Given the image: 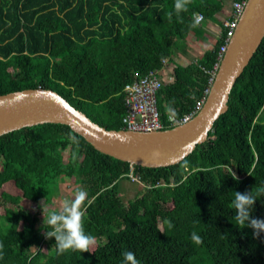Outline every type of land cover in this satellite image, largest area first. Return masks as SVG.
I'll use <instances>...</instances> for the list:
<instances>
[{"label": "trees", "instance_id": "obj_1", "mask_svg": "<svg viewBox=\"0 0 264 264\" xmlns=\"http://www.w3.org/2000/svg\"><path fill=\"white\" fill-rule=\"evenodd\" d=\"M226 1L191 0L177 14L175 0H0V95L52 90L91 121L119 130L124 86L154 71L163 84L156 94L162 130L170 129L167 114H189L210 88L223 22L241 0H230L231 10L217 21ZM197 15L203 19L192 27ZM215 22L220 35L209 49L186 66L174 61L179 41L190 33L203 37ZM166 65L172 80L161 76ZM227 106L203 144L160 168L99 153L61 124L0 136V264H124L125 251L140 264H264V233L254 238L253 229L239 225L232 205L235 191L253 189L251 217L264 219V37ZM65 180L88 192L84 230L96 238L88 252L58 253L55 238L38 225L41 202L50 210ZM123 180L141 190L124 200ZM193 232L201 244L191 240Z\"/></svg>", "mask_w": 264, "mask_h": 264}, {"label": "water", "instance_id": "obj_2", "mask_svg": "<svg viewBox=\"0 0 264 264\" xmlns=\"http://www.w3.org/2000/svg\"><path fill=\"white\" fill-rule=\"evenodd\" d=\"M264 37V0H246L232 37L215 71L203 105L187 122L170 129L107 130L48 89L0 95V136L41 124L68 126L99 153L133 166L175 165L203 144L213 123L228 108L229 93Z\"/></svg>", "mask_w": 264, "mask_h": 264}, {"label": "clouds", "instance_id": "obj_3", "mask_svg": "<svg viewBox=\"0 0 264 264\" xmlns=\"http://www.w3.org/2000/svg\"><path fill=\"white\" fill-rule=\"evenodd\" d=\"M190 3L191 0H175L176 13L186 12ZM202 19V16H197L192 27H195ZM233 175L235 176L234 173ZM256 195L253 189L244 193L235 191L234 200L232 201L235 208V220L239 225L253 229L254 238H258L261 233H264V219L251 217L253 205L257 200ZM87 199L88 192L83 188H79L75 191L72 199L65 198L61 201L59 211H48L47 215H45V209L42 207L41 202L43 227L46 229L44 234L47 238H55L58 253L63 254L69 250L88 252L89 248L95 245L96 238L91 234H87L84 230V205ZM191 240L195 244L203 242L202 237L196 232L192 233ZM2 249L3 244L0 243V250ZM122 255L124 264H140L135 253L125 251Z\"/></svg>", "mask_w": 264, "mask_h": 264}, {"label": "built area", "instance_id": "obj_4", "mask_svg": "<svg viewBox=\"0 0 264 264\" xmlns=\"http://www.w3.org/2000/svg\"><path fill=\"white\" fill-rule=\"evenodd\" d=\"M245 3L246 0L234 2L232 5V19L223 22V27L226 30L225 43L219 48V61L225 52L229 39L234 33ZM217 66L218 64L215 65V69ZM210 75H212V77L208 80L209 86L212 83L215 73L210 71ZM162 85L163 84L155 76V72L151 71L145 77H142L139 80L124 86L123 91L125 92V114L121 118L123 129L132 132H152L162 130L163 123L160 121V113L157 109L156 102V94ZM208 91L209 87L204 90L203 98L196 103L194 109L189 114H186L181 118H176L172 113H168L167 123H169L171 126H176L187 122L201 108Z\"/></svg>", "mask_w": 264, "mask_h": 264}, {"label": "rangeland", "instance_id": "obj_5", "mask_svg": "<svg viewBox=\"0 0 264 264\" xmlns=\"http://www.w3.org/2000/svg\"><path fill=\"white\" fill-rule=\"evenodd\" d=\"M211 46L212 43L210 41V38L206 39L198 36L195 37L194 35L192 36V33H190L184 40L179 41L177 49L174 48L175 51L174 56L179 54L187 55L189 56L191 62H195L197 58H199L202 55V52L205 51L206 49H209ZM192 51H194L193 54H191ZM118 187L120 189V195L124 200L132 198L133 195L136 194L134 193L136 189L141 190L140 186L131 182H127L126 180L121 181ZM79 188H82V186L74 184L72 181L65 180L63 182H59V185L57 189H55L51 198L50 210L60 209L61 201L65 198L72 199L75 191ZM21 206L28 209L34 208L32 204L30 205L29 202L26 201H21ZM48 207H49L48 204L43 206V208L45 209V215H47V212L50 211L47 210ZM42 222H43V216L41 217L38 225Z\"/></svg>", "mask_w": 264, "mask_h": 264}, {"label": "crops", "instance_id": "obj_6", "mask_svg": "<svg viewBox=\"0 0 264 264\" xmlns=\"http://www.w3.org/2000/svg\"><path fill=\"white\" fill-rule=\"evenodd\" d=\"M230 0L226 1V5H225V8H223L224 12H222L217 21H220L221 22V19L222 18H225L228 14V11L231 10V6H230ZM224 14V15H223ZM204 33H203V38H210V41L213 43L215 41L216 38L219 37V31H220V26L215 22V23H211V24H208V26L204 27ZM194 35V34H193ZM192 35V36H193ZM194 51L191 52V54H193ZM203 53V52H202ZM195 54V53H194ZM174 61L175 62H178V63H181L183 65H188L191 61H190V58L189 56H185V55H175L173 57ZM164 72L161 73V76L164 75L166 80L169 79V80H172V67L170 66H165L163 68Z\"/></svg>", "mask_w": 264, "mask_h": 264}]
</instances>
